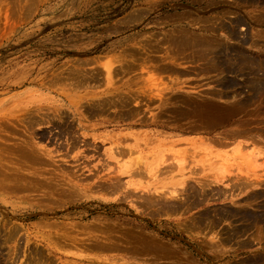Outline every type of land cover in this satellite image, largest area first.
I'll return each instance as SVG.
<instances>
[{
  "label": "rangeland",
  "instance_id": "1",
  "mask_svg": "<svg viewBox=\"0 0 264 264\" xmlns=\"http://www.w3.org/2000/svg\"><path fill=\"white\" fill-rule=\"evenodd\" d=\"M0 174V264H264V0H0Z\"/></svg>",
  "mask_w": 264,
  "mask_h": 264
},
{
  "label": "bare ground",
  "instance_id": "2",
  "mask_svg": "<svg viewBox=\"0 0 264 264\" xmlns=\"http://www.w3.org/2000/svg\"><path fill=\"white\" fill-rule=\"evenodd\" d=\"M180 38H181V36H180ZM184 38V37H183ZM182 38V39H183ZM182 39H180L179 41H182ZM172 41V40H171ZM178 41V39L175 41V42H177ZM167 42V41H166ZM183 42H185V41H183ZM183 42H181L180 44H182ZM179 43V42H178ZM178 43H174L175 45H177ZM156 44V43H155ZM184 44V43H183ZM211 44V43H210ZM161 45V44H160ZM179 45V44H178ZM185 45V44H184ZM187 45V44H186ZM205 45V44H204ZM208 45V44H207ZM205 46V48L207 47L208 48V46L210 47V45H208V46ZM212 45V44H211ZM174 46V45H173ZM180 47V46H179ZM200 48L202 47L201 45L199 46ZM204 47V46H203ZM214 47V46H213ZM187 48H190V49H193V48H191V47H187ZM206 48V49H207ZM226 48V47H225ZM214 49H215V47H214ZM178 50V49H177ZM182 50V49H181ZM184 50V49H183ZM197 50V49H196ZM201 50H203V49H201ZM211 50V49H210ZM226 50V49H225ZM207 51V50H206ZM212 51V50H211ZM210 51V52H211ZM215 51V50H214ZM213 51V52H214ZM228 51V50H227ZM201 53V52H200ZM208 53H209V51H208ZM206 57V56H205ZM206 59V58H205ZM173 60V59H172ZM210 61V60H209ZM119 70V69H118ZM87 73V72H86ZM124 73V72H123ZM95 75V74H94ZM92 77V76H91ZM254 78V77H253ZM95 80V79H94ZM72 81V80H71ZM76 82V81H75ZM258 84V83H257ZM256 87V86H255ZM253 89H254V87H252ZM255 89H257V88H255ZM248 90V89H247ZM251 90V89H250ZM256 92H258V91H256ZM255 92V93H256ZM254 93V94H255ZM123 104V103H122ZM107 105V104H106ZM231 107V106H230ZM257 107V106H256ZM256 109V108H255ZM232 110V109H231ZM121 111V110H120ZM130 112V111H129ZM225 112V111H224ZM260 112V111H259ZM222 113V112H221ZM259 116V115H258ZM224 117V116H223ZM261 120V119H260ZM27 122V121H26ZM31 122V121H30ZM30 122H29V124H30ZM34 122V121H33ZM28 124V123H27ZM32 124V123H31ZM198 126V125H197ZM192 127V126H191ZM6 129H8V128H6ZM36 153V152H35ZM121 153V152H120ZM116 154V153H115ZM68 156V155H67ZM137 160V159H136ZM20 165V164H19ZM58 168V167H57ZM123 168V167H122ZM12 170V169H11ZM166 171V170H165ZM17 174V173H16ZM7 175V174H6ZM113 175V174H112ZM0 176H1V174H0ZM8 176V175H7ZM15 176V175H14ZM223 176V175H222ZM27 178V177H26ZM102 178V177H101ZM116 178V177H115ZM16 180V179H15ZM85 181V180H84ZM112 181V180H111ZM120 181V180H119ZM250 182V181H249ZM121 183V182H120ZM254 183V182H253ZM117 184V183H116ZM209 184V183H208ZM50 185V184H49ZM106 185V184H105ZM112 185V184H111ZM110 185V186H111ZM119 185V184H118ZM107 187H109V186H107ZM119 186H117V188H118ZM134 187V186H133ZM245 187V186H244ZM101 188H102V186H101ZM112 188V187H111ZM112 189H115V188H112ZM111 190V189H110ZM114 191H116V190H114ZM111 192V191H110ZM75 193V192H74ZM112 193V192H111ZM16 194V193H15ZM137 194V193H136ZM143 194H145V193H143ZM168 194V193H167ZM147 195V194H146ZM143 196V195H142ZM166 196V195H165ZM168 196V195H167ZM150 197V196H149ZM165 198V197H164ZM170 198H172V197H170ZM173 198H174V196H173ZM83 199V198H82ZM153 199V198H152ZM249 200V199H248ZM78 202V201H77ZM153 204V203H152ZM146 207V206H145ZM166 207V206H165ZM192 207V206H191ZM153 209H154V207H153ZM164 214V213H163ZM205 221V220H204ZM206 222V221H205ZM256 223V222H255ZM191 226V225H190ZM205 229V228H204ZM12 231V230H11ZM13 232V231H12ZM11 232V234H14V232L12 233ZM16 233V232H15ZM66 233V232H65ZM10 234V233H9ZM17 234V233H16ZM13 236V235H12ZM16 237V236H15ZM15 237H14V239H15ZM1 238V237H0ZM5 238V237H4ZM6 238H8V237H6ZM2 239V238H1ZM14 239L12 238V240L14 241ZM3 240V239H2ZM10 240V239H9ZM17 240V239H16ZM15 240V241H16ZM29 241V240H28ZM7 242V241H6ZM5 242V243H6ZM11 242V241H10ZM4 243V242H3ZM2 243V244H3ZM4 243V244H5ZM13 243V242H12ZM214 243V242H213ZM141 246V245H140ZM61 248V247H60ZM142 248V247H141ZM152 248V247H151ZM144 249V248H143ZM161 250H162V248H161ZM8 251V250H7ZM152 251V250H151ZM156 251V250H155ZM14 252H16L15 250H14ZM95 252V251H94ZM147 252V251H146ZM148 253V252H147ZM7 254H8V252H7ZM150 254V253H149ZM164 254V253H163ZM166 255V254H165ZM12 256H14V253H13V255ZM157 256V255H156ZM16 257V256H15ZM169 257V256H168ZM9 258V257H8ZM9 261V260H8ZM12 264V263H11ZM28 264V263H27ZM31 264V263H30Z\"/></svg>",
  "mask_w": 264,
  "mask_h": 264
}]
</instances>
